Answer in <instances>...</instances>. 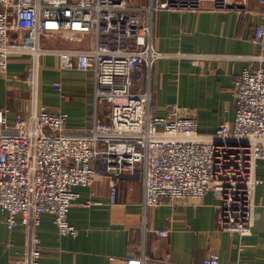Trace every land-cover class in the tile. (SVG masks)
Masks as SVG:
<instances>
[{
	"label": "built area",
	"instance_id": "2783aa9c",
	"mask_svg": "<svg viewBox=\"0 0 264 264\" xmlns=\"http://www.w3.org/2000/svg\"><path fill=\"white\" fill-rule=\"evenodd\" d=\"M206 1H211L213 11L248 12L246 2L239 0H152L145 9L148 14L198 12ZM130 7L128 0H0V75L7 71L11 55L32 58L25 76L34 95L29 115L17 112L10 118L9 108L0 109V207L7 212L9 227L24 225L27 230L25 264H37L42 254L37 229L44 214L52 215L61 234L77 235L79 229L68 221L79 196L73 187L114 179L111 200L115 202L118 172H144L146 207L166 200L175 206L214 191L221 199L220 227L241 235L252 233L255 190L261 182L256 165L264 159V68L240 73L234 123H223L205 134L198 119L182 115L178 104L165 115L152 111L150 87L146 88L149 75L142 69L165 54L148 44L149 19L143 31L127 33L113 48L99 43L89 48L47 45L50 38L98 35L106 14L113 18L111 28L123 21L113 11L124 15ZM127 37L139 38V47L125 41ZM254 41L264 50V13ZM48 53L60 57L63 69L92 70L96 115L91 127L70 129L68 112L54 113L38 102L39 63ZM252 59L264 60V54ZM163 262L166 259L147 256L142 260V264ZM127 264L135 261L129 259ZM204 264H220L218 251Z\"/></svg>",
	"mask_w": 264,
	"mask_h": 264
},
{
	"label": "crops",
	"instance_id": "0c3cea01",
	"mask_svg": "<svg viewBox=\"0 0 264 264\" xmlns=\"http://www.w3.org/2000/svg\"><path fill=\"white\" fill-rule=\"evenodd\" d=\"M246 2L248 12L213 11L211 1L198 12L161 10L148 14L152 48L164 56L155 58L142 70L149 75L150 105L153 113L165 115L178 104L182 115L194 116L200 131L214 133L223 123L233 124L236 116V80L244 69L264 68V54L254 41L262 21L264 3ZM130 6H150L152 0H130ZM111 15L106 14L100 32L73 40L50 38L51 47L89 48L97 43L113 48ZM106 19V20H105ZM15 34V33H14ZM191 55H207L196 60ZM233 56V57H232ZM32 66L30 55H11L0 75V109L9 108L29 115L33 92L25 80ZM59 82L60 85L55 83ZM95 79L92 70L63 69L60 57L45 54L38 73L37 99L49 111L69 114L67 127L74 130L93 125L96 115ZM102 111V112H101ZM103 111L99 109L100 116ZM99 162L96 161L95 164ZM118 198L111 200L114 179L73 187L79 196L68 212V221L79 229L77 235L61 234L52 215L44 214L37 229L42 254L37 264H142L145 256L166 259L162 264H204L218 251L220 264H264V159L257 161L261 179L254 196V226L250 235L220 227V195L208 192L202 199H183L175 206L169 200L158 206L144 205V172L117 173ZM6 210L0 207V264H25L27 230L9 227ZM166 231L160 235L159 231Z\"/></svg>",
	"mask_w": 264,
	"mask_h": 264
},
{
	"label": "rangeland",
	"instance_id": "374dc122",
	"mask_svg": "<svg viewBox=\"0 0 264 264\" xmlns=\"http://www.w3.org/2000/svg\"><path fill=\"white\" fill-rule=\"evenodd\" d=\"M128 2H130V0H128ZM130 5V3H129ZM146 7H141V8H134L133 6H131L128 10H126L125 14L123 15L122 13H120V11H113V13L115 14V16L117 17H123V21L122 22H116L112 24V27L110 28V36L113 37V39L116 38L117 42L120 43L122 41V39L125 36H128L127 33L132 32L138 29V32L143 31L144 27L147 25L148 22V14L145 8ZM121 32V33H120ZM138 36V34H137ZM127 42H130V38L127 37L124 39ZM131 43L136 46L139 47L140 45V40L139 38H133V40L131 41ZM129 48V47H127ZM101 110H105L104 105L100 106ZM99 108V109H100ZM102 112V111H101ZM104 112V111H103Z\"/></svg>",
	"mask_w": 264,
	"mask_h": 264
}]
</instances>
